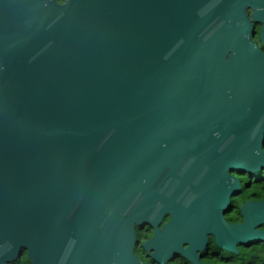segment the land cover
<instances>
[{"label":"water","instance_id":"obj_1","mask_svg":"<svg viewBox=\"0 0 264 264\" xmlns=\"http://www.w3.org/2000/svg\"><path fill=\"white\" fill-rule=\"evenodd\" d=\"M262 49L264 0H0V264L263 243L264 199L223 217L264 169Z\"/></svg>","mask_w":264,"mask_h":264},{"label":"flooded vegetation","instance_id":"obj_2","mask_svg":"<svg viewBox=\"0 0 264 264\" xmlns=\"http://www.w3.org/2000/svg\"><path fill=\"white\" fill-rule=\"evenodd\" d=\"M57 1L60 3H63L65 0H57ZM245 13L247 14L248 18L250 19L251 10L249 8H246ZM250 22H251V26H252V30H253V40L257 43L258 46H260L259 45V33H260L261 24L258 22H254L252 20H250ZM262 50H264V49H262ZM238 178L240 180V177H238ZM239 207H240V205L235 207L231 203L230 210L226 214H224V216H223L224 219L228 223H230V224L241 223L242 219L240 217V214L238 213ZM229 217L231 219H234V220L232 222H230L228 220ZM169 219H170V216H168V215L163 216L161 222L156 226V230L161 231L162 226L164 224L168 223ZM134 233H135V238H136V242H135V245L133 247L134 256L138 259L140 264H156L155 261L151 258V255L154 254V250L151 249L150 247H149L148 251L145 250L144 248H142V244L144 242H150L153 239V237L155 235V227L150 225V224L144 225V226H138V227H135ZM253 244H259V243H253ZM263 244H264V242H263ZM250 245H252V244L244 245V246H237L238 254H239V249H241V252L243 250L247 251V248ZM187 247H188L187 245L183 246V248H187ZM218 253L225 254L226 258L218 257L219 256ZM194 255H195V257H197L196 264H231L230 261L234 257H237V255L229 254V253L224 252V251L221 252V250H219L215 246L214 238L210 234L207 235V241H206V244L204 246V249L202 251H196ZM25 259H26V253H25V251H22L21 255L15 261H13L9 264H24ZM242 259L247 260V256L244 258L243 257L240 258V262L242 261ZM164 264H193V262H191L188 258L182 256L181 254H172L169 258H167L164 261Z\"/></svg>","mask_w":264,"mask_h":264},{"label":"trees","instance_id":"obj_3","mask_svg":"<svg viewBox=\"0 0 264 264\" xmlns=\"http://www.w3.org/2000/svg\"><path fill=\"white\" fill-rule=\"evenodd\" d=\"M264 51V50H263ZM241 187L238 192V196L231 199V203L237 207L241 205L246 200H261L264 199V169L257 174H250L249 177L243 176L240 178ZM230 215V214H229ZM230 222L234 219L228 218ZM247 256V260L244 258ZM231 264H264V244H252L246 250L241 252L239 249V254L237 257H234L231 261ZM24 264H30L25 259Z\"/></svg>","mask_w":264,"mask_h":264},{"label":"rangeland","instance_id":"obj_4","mask_svg":"<svg viewBox=\"0 0 264 264\" xmlns=\"http://www.w3.org/2000/svg\"><path fill=\"white\" fill-rule=\"evenodd\" d=\"M243 175H244V174H240V175H238V177L242 178ZM245 175H247V174H245ZM221 252H222V251H221ZM218 255H219L218 257H224V258H226V255H225V254L218 253Z\"/></svg>","mask_w":264,"mask_h":264},{"label":"clouds","instance_id":"obj_5","mask_svg":"<svg viewBox=\"0 0 264 264\" xmlns=\"http://www.w3.org/2000/svg\"><path fill=\"white\" fill-rule=\"evenodd\" d=\"M243 176H245V175H243ZM240 187H241V185H240ZM238 196V195H237ZM245 202V201H244Z\"/></svg>","mask_w":264,"mask_h":264}]
</instances>
